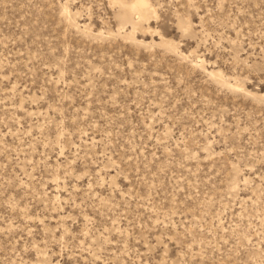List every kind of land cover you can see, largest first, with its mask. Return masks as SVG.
Wrapping results in <instances>:
<instances>
[{
    "label": "rangeland",
    "instance_id": "rangeland-1",
    "mask_svg": "<svg viewBox=\"0 0 264 264\" xmlns=\"http://www.w3.org/2000/svg\"><path fill=\"white\" fill-rule=\"evenodd\" d=\"M146 9L0 0V264H264V0Z\"/></svg>",
    "mask_w": 264,
    "mask_h": 264
},
{
    "label": "bare ground",
    "instance_id": "bare-ground-1",
    "mask_svg": "<svg viewBox=\"0 0 264 264\" xmlns=\"http://www.w3.org/2000/svg\"><path fill=\"white\" fill-rule=\"evenodd\" d=\"M119 6V15L122 20L130 21L133 12H137L143 18L146 17L147 0H115ZM132 22V21H131Z\"/></svg>",
    "mask_w": 264,
    "mask_h": 264
}]
</instances>
